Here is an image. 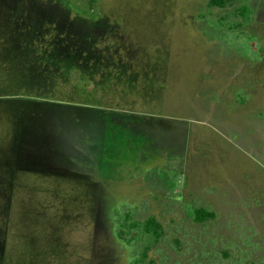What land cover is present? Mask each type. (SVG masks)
Instances as JSON below:
<instances>
[{
    "label": "rangeland",
    "instance_id": "374dc122",
    "mask_svg": "<svg viewBox=\"0 0 264 264\" xmlns=\"http://www.w3.org/2000/svg\"><path fill=\"white\" fill-rule=\"evenodd\" d=\"M27 50L89 73L37 93L15 69ZM151 216L160 239L123 231ZM146 248L264 264V0H0V264H134Z\"/></svg>",
    "mask_w": 264,
    "mask_h": 264
},
{
    "label": "trees",
    "instance_id": "16d2710c",
    "mask_svg": "<svg viewBox=\"0 0 264 264\" xmlns=\"http://www.w3.org/2000/svg\"><path fill=\"white\" fill-rule=\"evenodd\" d=\"M238 0H207V5L209 7H217V8H221L224 9L226 8L228 5L232 4L233 2H236ZM20 5L17 6V8L13 7L12 10L16 12H19ZM32 10V11H30ZM39 12V11H38ZM43 12V10L39 13H37L33 8L29 9V10H25L21 12V18L22 16L25 19V25L28 26L29 29H31V31H33V33L35 32V30L38 29L39 23H42L41 21V17L43 14H41ZM240 15L243 16V18L246 17V13H247V8L246 6H243L242 10H240ZM31 13H33V16H29L31 15ZM36 13V14H35ZM25 14V15H24ZM28 16V17H26ZM58 39H61V42L59 43V45H63L64 47L67 48H71V47H79L76 44H72L70 42V35H67L66 32H61L58 34ZM24 42L27 45V42L29 43V45H27V49L28 47H30V45L33 44V42L38 39L37 37H32V35H28V36H24ZM34 39V41H33ZM43 39H41L40 41H42ZM51 41V40H50ZM49 44V43H48ZM44 45V44H43ZM49 45H52V43H50ZM46 47V46H45ZM49 47V46H48ZM81 47V46H80ZM82 48V47H81ZM71 49H68V52ZM35 52L31 51L29 52L24 51L23 53V57L22 59H31V61H29V63L24 64L22 63V59L19 60V62H16L15 65V69L19 72L17 75L18 77H21V79H23V83L25 84V86H27L28 88H34L33 90H36L37 93H41V94H53L56 93L54 90H56V88L58 87V83L59 82H67L68 81V75L70 74L71 70H75V75L78 76V80H82V75L81 74H85V73H89L87 71H85V69H83V67L80 65V63L78 64H70V61H67L65 59V61H63V63L60 62H56L55 54H49V52H41L39 50H34ZM28 52L31 54V57L29 56ZM71 52V51H70ZM84 50H79L78 52V58L80 60H83L82 58L84 57ZM19 57V56H18ZM58 57V56H57ZM62 57V55H61ZM59 59V58H58ZM64 60V59H63ZM17 66V67H16ZM101 72V70H100ZM65 73H67V76L65 75ZM118 73H116L117 75ZM54 76V77H52ZM58 78L57 80L51 82V79L53 78ZM82 77V78H81ZM77 89L82 90L84 89L85 91L89 92L92 89H89V87L91 85H84V84H80L77 83L76 84ZM94 87V86H93ZM83 90V91H84ZM58 91V89L56 90ZM108 146L106 147H110L111 144L108 143ZM116 149H118L117 147L112 148L113 151H115ZM195 219L199 222L202 221H206V220H210L215 218V213L209 209H207L206 207H199L196 208L195 210ZM132 218H126L125 222L123 223L122 227L124 228V232H131L133 229H135V225H136V229L138 230V232L143 233L144 235H148V236H152L154 237V239H160L162 235V225L161 223L158 221V219L155 216H151L149 218H147L145 221H138L136 224H132ZM139 252V251H138ZM134 253V264H158L154 259L149 258L148 255V249L146 248L145 250L139 252V253ZM246 264H254L252 262L246 263Z\"/></svg>",
    "mask_w": 264,
    "mask_h": 264
}]
</instances>
